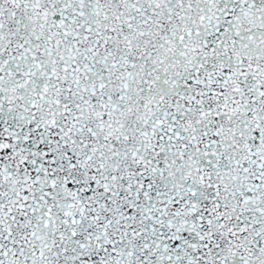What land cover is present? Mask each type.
I'll use <instances>...</instances> for the list:
<instances>
[{
    "label": "snow or ice",
    "instance_id": "snow-or-ice-1",
    "mask_svg": "<svg viewBox=\"0 0 264 264\" xmlns=\"http://www.w3.org/2000/svg\"><path fill=\"white\" fill-rule=\"evenodd\" d=\"M0 264H264V0H0Z\"/></svg>",
    "mask_w": 264,
    "mask_h": 264
}]
</instances>
